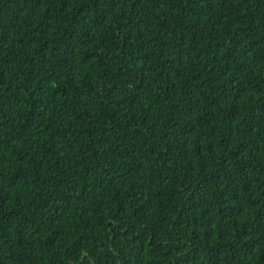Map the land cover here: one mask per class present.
I'll use <instances>...</instances> for the list:
<instances>
[{"label": "trees", "instance_id": "1", "mask_svg": "<svg viewBox=\"0 0 264 264\" xmlns=\"http://www.w3.org/2000/svg\"><path fill=\"white\" fill-rule=\"evenodd\" d=\"M0 264H264V0H0Z\"/></svg>", "mask_w": 264, "mask_h": 264}]
</instances>
